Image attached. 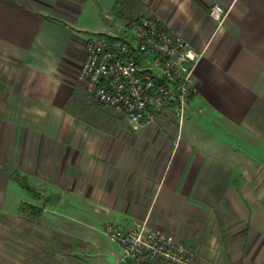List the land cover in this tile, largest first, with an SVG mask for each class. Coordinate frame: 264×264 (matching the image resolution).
<instances>
[{
  "label": "crops",
  "instance_id": "obj_1",
  "mask_svg": "<svg viewBox=\"0 0 264 264\" xmlns=\"http://www.w3.org/2000/svg\"><path fill=\"white\" fill-rule=\"evenodd\" d=\"M96 2L108 6L113 26L152 16L202 50L196 90L179 126L168 112L152 124L121 123L113 109L114 123L65 125L63 111H94L66 77L75 64L71 31L25 0H0V57L13 62L0 67V111L38 117L30 122L28 112L27 122L7 124L0 117V179L5 156L17 167L26 160L30 178L54 181L57 195L73 194L83 214L74 216L77 231L62 220L30 221L26 241L12 237V264H114L118 246L103 224L140 219L195 258L219 260L207 246L223 242L236 264H264V0ZM214 3L226 9L219 24L208 14ZM21 126L28 134L20 151Z\"/></svg>",
  "mask_w": 264,
  "mask_h": 264
},
{
  "label": "built area",
  "instance_id": "obj_2",
  "mask_svg": "<svg viewBox=\"0 0 264 264\" xmlns=\"http://www.w3.org/2000/svg\"><path fill=\"white\" fill-rule=\"evenodd\" d=\"M208 14L219 24L226 9L214 3ZM126 25L130 38L99 33L88 41L79 69L86 94L130 123H156L168 112L179 126L196 90L192 71L202 50L152 16L128 18ZM102 231L118 246L114 264H216L195 258L187 244L146 219L105 223Z\"/></svg>",
  "mask_w": 264,
  "mask_h": 264
},
{
  "label": "rangeland",
  "instance_id": "obj_3",
  "mask_svg": "<svg viewBox=\"0 0 264 264\" xmlns=\"http://www.w3.org/2000/svg\"><path fill=\"white\" fill-rule=\"evenodd\" d=\"M25 1L35 6V8L42 10L46 19L50 22L71 31L73 35L71 54H73L72 57L75 64L71 68H66V77L74 81V83H77L75 88L79 93H82L83 97L90 99L85 92L84 81L79 78V69L84 58L86 45L90 38L99 33H116V35L130 38L129 34H126L125 32L127 31V17H121L120 20L114 24L115 26H113L114 21L110 20L111 11L107 9L108 6L106 4H99L96 0ZM115 28L116 30H114ZM11 60L12 59L7 56H4V58L0 57V67L2 62L5 66L7 64H12L13 62ZM0 86L2 87L1 83ZM86 105L87 109L94 108V111H79V114H75L74 117L71 115V111H63L59 120L65 125L74 123L79 124L81 122L91 123L97 122L98 120L101 121V119H111L112 123L116 122L114 118H112L113 110L111 108H101L99 104L96 103L95 105L94 101L93 104L89 103ZM28 112L29 117L27 115ZM32 112L33 111H23V113L22 111H0V117L4 119L5 124H7L8 121L12 122V118H14L15 121L24 119V122H27V117L30 119V122H32L33 119L38 122V117H34ZM13 114H15V116H13ZM168 115L171 117V120L174 119L170 113H168ZM174 120L171 122L178 124V122H174ZM127 122L124 118L121 119V123ZM27 130L28 129L25 126L17 128L15 146L20 142V151L23 150V143H25L28 134ZM19 149L17 147L16 152ZM5 157L7 158V161L3 164L4 179H0V264H12L16 257L15 255L13 256L16 245L13 244L12 237L19 236L26 241L30 221L62 220L64 226L69 230L77 231L79 228L78 226L81 225L75 222L74 216H76V214L77 216L83 214L76 212L74 209L77 200L73 194L71 196L57 195V187L54 181H44L42 178L33 180L32 177H29V165L26 160H21L22 162L20 166L17 167V165L15 166L12 163L11 154ZM20 157L22 158V156ZM20 180L29 184L34 190V193L22 188L18 184V181ZM59 204L61 205L57 206ZM199 229L201 230V233L197 235L198 240H200L201 243H205V239L208 236L204 228ZM208 248L210 250H208ZM229 249L230 244L223 242L221 244L208 245L207 252L214 251L215 253H218L220 257L219 260H211L210 258L209 260L216 264H218V261H221L223 264H236V260L231 256L229 257V253L231 254V250Z\"/></svg>",
  "mask_w": 264,
  "mask_h": 264
},
{
  "label": "trees",
  "instance_id": "obj_4",
  "mask_svg": "<svg viewBox=\"0 0 264 264\" xmlns=\"http://www.w3.org/2000/svg\"><path fill=\"white\" fill-rule=\"evenodd\" d=\"M18 184L22 188H25L26 190H28L29 192L34 193V190L32 189V187L29 184H27L26 182L20 180V181H18Z\"/></svg>",
  "mask_w": 264,
  "mask_h": 264
}]
</instances>
